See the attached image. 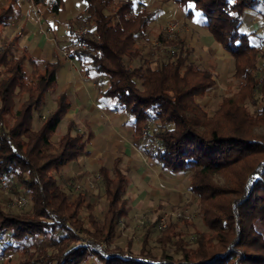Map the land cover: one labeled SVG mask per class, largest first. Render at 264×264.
Wrapping results in <instances>:
<instances>
[{
  "label": "trees",
  "instance_id": "trees-1",
  "mask_svg": "<svg viewBox=\"0 0 264 264\" xmlns=\"http://www.w3.org/2000/svg\"><path fill=\"white\" fill-rule=\"evenodd\" d=\"M31 1L52 14L64 7L63 0ZM84 1L83 12L70 28L87 26L88 35L74 37L70 55L88 60L106 76L108 86L102 94L134 117V135L151 143L147 153L154 162L173 173L189 171V190L206 230L190 235L194 246L189 248L177 229L178 220L169 218L168 226L158 229L161 214L157 215L151 226L163 235L160 242L175 246L179 260L165 252L156 258L148 251L134 254L128 248L103 247L101 242L113 240L119 223L129 218L124 199L128 179L119 169L105 167L99 169L107 201L103 218L98 221L90 215L92 229L79 224L78 208L91 210L94 201L82 192L71 197L53 173L83 154L86 143L72 121L56 142L51 140L71 106L65 93L56 95L54 109L35 124V111L46 93L56 88L59 61L39 62L25 50L18 52L17 38L2 39L13 16L10 3L0 7V175L12 180V190L29 197L32 209L24 215L0 202V235L7 233L6 238L0 236L1 248L19 246L26 252L35 249L38 239L44 252L45 246L51 248L44 264H84L89 256L98 264H264V137L251 132L256 122L264 120V67L260 81L254 79L260 58L264 64V41L252 44L242 29L243 13L260 11L264 0H173L188 7L187 17L199 11L200 25L232 56L234 73L247 80L240 100L262 95L256 114L239 106L238 93L224 97L208 114L197 99L214 86L215 76L194 62L179 35H157V49H165L166 55L152 67L153 59L146 58L141 47L151 44L148 28L154 15L145 5L137 10L133 0H123L106 12L112 0ZM225 170L239 174L237 187L213 184L211 176ZM71 204L74 210L65 214ZM183 215L180 220L187 218ZM80 231L90 236L85 246L77 242Z\"/></svg>",
  "mask_w": 264,
  "mask_h": 264
},
{
  "label": "crops",
  "instance_id": "crops-1",
  "mask_svg": "<svg viewBox=\"0 0 264 264\" xmlns=\"http://www.w3.org/2000/svg\"><path fill=\"white\" fill-rule=\"evenodd\" d=\"M80 1L84 3L78 2L76 9L70 0H63V9L57 14H52L44 6L34 5L31 0H0V7L10 3L13 7L12 19L3 28L2 39L11 41L17 38L19 51L25 50L39 62L59 61L56 88L50 91L53 92L51 100L54 102L51 110L55 107L56 95L65 93L71 106L62 118L65 120H61L59 124L64 125L62 133L65 132L67 122L72 121L76 131L83 134L86 143L84 153L69 162L66 168L78 167V172H72L77 175L99 172L101 167L110 171L119 169L128 179L125 192L129 190L130 194L126 204L129 213L138 209L150 210L165 204H184L189 199L193 201L195 195L191 191L189 194H183L177 189L171 193L165 186L170 180V175L164 174L166 170L154 162L148 153L146 158H143L144 152L138 150L137 146L141 149L150 143H146L143 135L140 138L134 135V117L125 114L114 99L102 94L108 86L106 76L96 72L88 60H79L68 52L75 32L74 28L71 31L70 22L80 15L86 6L84 0ZM143 1L140 3L147 7L150 2H154L153 5L159 3L158 0ZM168 4L157 6V11L153 9L154 15L149 26L155 23L154 25L163 29L168 22ZM245 12L243 21L245 16L253 17L251 14H255L256 10ZM182 14V8L173 11L175 17ZM197 23L200 25V20H197ZM192 29L196 30L194 27ZM200 35L196 38L200 42L199 49L205 47L210 52L209 43L212 44L215 40L210 33L211 36L203 34L202 31ZM179 36L183 37L181 34ZM194 52L196 53L195 50Z\"/></svg>",
  "mask_w": 264,
  "mask_h": 264
},
{
  "label": "rangeland",
  "instance_id": "rangeland-1",
  "mask_svg": "<svg viewBox=\"0 0 264 264\" xmlns=\"http://www.w3.org/2000/svg\"><path fill=\"white\" fill-rule=\"evenodd\" d=\"M72 2V5L76 6V9H78V2H82L80 0H70ZM123 0H112L111 5L109 6V10L112 8L115 9L116 6ZM143 0H133V4L135 5V9H139L140 2ZM146 1V0H145ZM170 1V2H167ZM144 2V1H143ZM158 5H153L154 2H150V5L146 7L153 11H157L155 8L164 6V4H168L169 6V12L166 15L167 16V23L163 26V29L160 27L158 28L157 25H154L153 23L148 28V35L150 38V46L152 45L154 48H152L153 55H150L149 47L145 46L143 43L141 44L143 54H145L146 58L153 59V62L151 63V66L154 67L157 62H159L160 59H163L166 55V50L161 48L160 50L157 49L156 44V37L158 34L163 33L167 35L168 37L172 38L175 37V35H182L183 38H185L186 44L191 49V55L193 57L194 62L206 69H209L215 76V84L213 87L207 89L205 93L199 97L197 100L200 105L205 107L208 114H212L213 111L218 107L221 100L224 97H230L236 93H238V98L243 96L242 94L245 92V85L247 83V80L244 78V76H238L234 73V59L232 56L227 53L220 44H218L216 41H213L212 44L209 43V48L211 49L210 52L204 49H199L200 42L196 38L198 36H201V32L203 31V34L209 35V32L204 27H200V25L197 23V20L202 19V16L200 15L199 11L194 10L191 17L186 16V11L188 10V7L182 6L180 4H177L173 0H158ZM84 2H82L83 4ZM257 5V8L260 7V11H257L255 14L252 13L253 17L245 16V20L243 21L242 29L249 34V40L252 44L259 46L260 40L264 41V29H262V22H264V5ZM178 8H182L183 14L182 16L175 17L173 15V11ZM248 11H254V9L247 10ZM250 24V25H249ZM174 25V29L172 31L168 30V27ZM195 25V26H193ZM87 27V26H84ZM195 28L196 30L193 31L192 28ZM82 27L74 26V29H80ZM207 32V33H206ZM185 36H184V35ZM211 36V35H209ZM75 37V32H74ZM200 38V37H199ZM201 37L200 39H202ZM203 42V40H201ZM156 46V47H155ZM195 47V48H194ZM151 48V47H150ZM151 50V49H150ZM162 50V51H161ZM196 51V53L194 52ZM264 50V49H262ZM161 51V52H160ZM18 52L19 49H18ZM67 52V51H66ZM69 52V51H68ZM199 54V55H198ZM262 59L260 58V61L257 63V71L256 75L254 77L256 82L260 81L259 75L261 74V68L264 67L261 64ZM252 74H254L252 72ZM53 95V92H47L45 95V101L41 105L40 109L35 111V124H38L47 116L49 111L53 108L54 102L51 100V97ZM262 96V95H261ZM259 94H255V97L253 99L250 98H243L240 100V105L247 113L256 114L257 109H260L262 106L261 103V97ZM116 103V101L114 100ZM19 102L17 100L16 107H18ZM125 114L132 117V115L126 111H124ZM7 119V118H6ZM10 120V119H9ZM65 118L62 120L64 121ZM34 124V125H35ZM148 125H150L151 128L154 127L153 120H148ZM63 124L58 126L57 132L52 136L51 140L52 142H56L58 137L63 132ZM253 135L255 136H262L264 137V120H260L259 122H256L253 128L251 129ZM56 147V145H53ZM151 146V143L148 145H145L144 148L141 149L137 146L138 150L141 152H144L143 158H146L148 148L145 149V147ZM55 150V148H54ZM71 163V162H70ZM67 165V164H66ZM66 165L61 166L59 170L54 172L53 174L56 176L58 183L64 189L66 192H69L71 194V197H74L77 195V193L82 192L85 193L88 197H91L95 203L94 208L91 210H87L83 207L78 208V216L80 219V225L82 224L83 227L87 229H92L90 223H89V216L92 215V217H96V219L102 220L104 211L107 208V201L104 196V190H103V182L101 175L98 171L96 172H84L80 173V175H77L72 173L74 170H77L78 167L74 168H66ZM78 172V170L76 171ZM166 175H170L169 184H166L165 186L168 187L171 190V193H174V190H179L183 192V194H189V186H188V176L189 171H185L183 173H173L168 170L165 171ZM99 174L100 179L97 182H94V189L92 192H85V189H79L76 190L73 187V184L83 183L84 180L89 177V175H96ZM173 176V177H172ZM111 177H113V181L116 180V177L112 174ZM213 182V184L217 185L218 187L225 188L227 187H237L238 185V179L239 174L235 176L228 170L217 172L213 174L210 178ZM69 187L72 188V190H69ZM138 187V186H137ZM131 190H133L131 188ZM130 190V191H131ZM124 196H126L125 202L128 203V199L130 198L129 190L127 193H124ZM24 201V202H21ZM0 202L3 204L9 205L10 209L13 211H23L25 212L24 215H28V211L32 208V202L30 201L29 197L27 195H23L21 191H18L16 189L12 190L10 186L3 187L0 186ZM21 202V204H19ZM186 205L185 207V215L186 219L180 220V216H176L175 214L173 216H169L166 219V226H168V219H177L176 222L177 229L185 235V243L190 248V246H194V243L190 241V235H192L195 231H204L206 230V227L201 220V217L198 213V205L196 201V197L194 196V199H189L188 202L184 204H165L164 206H158L151 208L150 210L145 209H138L134 210L133 212L129 213V218H124L119 225L117 226V235L113 240H111L109 243L102 241L101 245L105 248H115L120 247L122 249H130L134 254L137 253H144L146 251L152 252L153 255L156 256V258H160L163 252L170 254L173 256L175 260H179L181 257L180 253H177L175 246L171 245H165V243H162L159 241V238H161L163 235L156 229L152 228L151 223L156 220L157 215L161 214V216L166 213L170 212H177L181 211V206ZM9 210V209H8ZM74 210V206L71 204L69 207V210H66L67 214L68 212H72ZM23 215V216H24ZM183 215V216H185ZM159 219V218H158ZM157 219V222H158ZM125 220V221H124ZM49 222H52V220H49ZM57 224L56 222H54ZM148 224V225H147ZM86 232L80 231L79 237L77 239V242L80 243L81 246H85L87 243V237L88 236ZM3 238L7 237V233H2L0 235ZM46 238V234L44 235ZM42 238V234L39 236ZM37 245L35 246V249H30V251H23L21 248L14 247L12 249L3 250L0 246V264H44L45 262V254L47 252H51V248L47 245L45 246L46 252H44L43 248L40 245V241L36 239ZM190 241V242H189ZM83 242V243H82ZM2 244V243H1ZM0 244V245H1ZM3 247V246H2ZM50 250H49V249ZM127 249V250H128ZM84 264H98L97 261L93 257H88V259L84 262Z\"/></svg>",
  "mask_w": 264,
  "mask_h": 264
},
{
  "label": "built area",
  "instance_id": "built-area-1",
  "mask_svg": "<svg viewBox=\"0 0 264 264\" xmlns=\"http://www.w3.org/2000/svg\"><path fill=\"white\" fill-rule=\"evenodd\" d=\"M174 29V25H171L168 27V30L169 31H172ZM88 35V27H82L80 29H75V36L77 37H81V36H87ZM79 45L76 46V48L78 47ZM148 148L150 149L149 147H145V149ZM100 179V176L99 174H96V175H89V177H87L83 182V183H78V184H73V187L76 189V190H79V189H85V192L89 193V192H92V190L94 189V182H97L99 181ZM12 183V180L10 178H6L4 176H1L0 175V186H3L4 188L5 187H8L10 186ZM21 202H24V201H21ZM21 202H19V204H21ZM176 215V216H182V212L180 211H177V212H170V213H166L164 212V214L162 216H160V218L158 219V222L156 223V227L158 229H164L166 228V219L169 217V216H173V215ZM83 243V242H82Z\"/></svg>",
  "mask_w": 264,
  "mask_h": 264
}]
</instances>
